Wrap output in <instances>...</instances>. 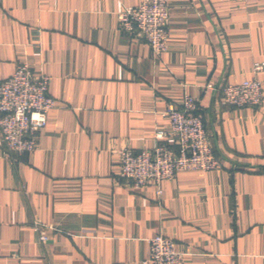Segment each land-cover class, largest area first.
<instances>
[{"label": "crops", "instance_id": "obj_1", "mask_svg": "<svg viewBox=\"0 0 264 264\" xmlns=\"http://www.w3.org/2000/svg\"><path fill=\"white\" fill-rule=\"evenodd\" d=\"M141 1L0 0V82L26 63L56 99L37 149L8 154L0 137V264H141L158 233L185 264H264V102L217 89L264 81V0H169L160 55L120 28ZM185 94L222 166L134 188L118 150L153 147Z\"/></svg>", "mask_w": 264, "mask_h": 264}, {"label": "built area", "instance_id": "obj_2", "mask_svg": "<svg viewBox=\"0 0 264 264\" xmlns=\"http://www.w3.org/2000/svg\"><path fill=\"white\" fill-rule=\"evenodd\" d=\"M117 16L123 32L145 40L155 55L167 50L169 0H142L136 6L124 8ZM263 68L264 62L254 65L256 73ZM217 89L221 100L228 105L260 107L264 102V81L255 76L238 84H220ZM55 106L49 76L34 74L26 63L18 64L14 73L0 82V137L7 153L22 155L37 149L39 133ZM198 109V99L190 94L170 103L164 114L170 119L171 130L158 131L153 147L118 150L120 176L134 188H141L151 183L159 185L180 171L220 168L222 160L212 147ZM33 227L42 242L49 240L47 229L52 226L35 220ZM149 244V254L141 264H185L187 253L178 250L172 238L158 233L150 238Z\"/></svg>", "mask_w": 264, "mask_h": 264}]
</instances>
